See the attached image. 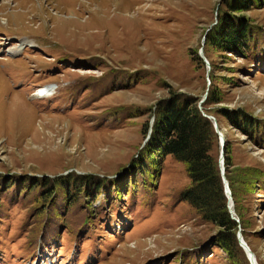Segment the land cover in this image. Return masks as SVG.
Segmentation results:
<instances>
[{
  "label": "rangeland",
  "instance_id": "1",
  "mask_svg": "<svg viewBox=\"0 0 264 264\" xmlns=\"http://www.w3.org/2000/svg\"><path fill=\"white\" fill-rule=\"evenodd\" d=\"M237 1L0 0V37L14 42L0 38V264H231L181 198L185 165L167 156L153 170L142 153L180 97L216 120L225 144L214 127L212 155L241 178L238 231L264 264V0L233 13ZM225 22L247 28L248 54L212 46ZM24 39L35 46L9 56Z\"/></svg>",
  "mask_w": 264,
  "mask_h": 264
},
{
  "label": "trees",
  "instance_id": "2",
  "mask_svg": "<svg viewBox=\"0 0 264 264\" xmlns=\"http://www.w3.org/2000/svg\"><path fill=\"white\" fill-rule=\"evenodd\" d=\"M255 3V0H238L232 12L247 11ZM246 33L247 28L242 25V22L241 24L225 22L212 38V46L248 54L249 40ZM211 98L218 101L215 96ZM206 112L200 110L196 101L183 97L161 106L153 123L150 138L143 144L142 153L148 163L154 162L153 170L158 166L159 160L167 156L185 165L190 186L181 193V198L198 212L205 223L217 229L213 245L226 254L231 264H249L244 251L238 244L239 224L231 218L228 211L221 173L212 155L217 135L211 121L204 117L205 114L208 115ZM221 115L230 126L245 133L255 134L259 131L256 120L245 118L243 114L224 113ZM225 147L226 166L228 167L227 145ZM140 169L143 175L147 174L145 166H140ZM227 169L225 177L235 204L234 211L241 223V216L236 205V193L232 186L241 178L238 180L230 178ZM44 183L46 187L50 185L49 180H44ZM53 183L60 184L61 181ZM252 185L250 182L247 187L252 188ZM241 193L242 195L249 194V190L244 188ZM50 196L51 192L46 194L43 200L45 201ZM43 200L40 198V202ZM91 222L87 216L85 223L91 224Z\"/></svg>",
  "mask_w": 264,
  "mask_h": 264
},
{
  "label": "water",
  "instance_id": "3",
  "mask_svg": "<svg viewBox=\"0 0 264 264\" xmlns=\"http://www.w3.org/2000/svg\"><path fill=\"white\" fill-rule=\"evenodd\" d=\"M200 56L203 57L202 51L200 52ZM204 117H206L208 120L213 122L214 127L216 129V132H217L219 138L221 139L222 144H224L225 143V139H224V136L219 132V130L217 128L216 120L214 118H212V117H207L206 115H204ZM152 123H153V121L151 122V126H152ZM150 134H151V130H149L145 142H147L149 140ZM221 162H223V157H222ZM224 173H225V170L222 167L221 168V175H222V180H223V184H224L225 194H226V197H227V200H228V204H229L228 211H229V213L231 215V218L234 221L237 222V219L235 217V213H234V210H233V202H232L231 192H230V189H229V184H228V182H227V180H226V178L224 176ZM237 240H238L239 246L242 248V250L244 251V253H245L246 257H247L249 264H257V261H256L254 253L250 250V248L248 247V245L244 241L240 231H238V233H237Z\"/></svg>",
  "mask_w": 264,
  "mask_h": 264
},
{
  "label": "bare ground",
  "instance_id": "4",
  "mask_svg": "<svg viewBox=\"0 0 264 264\" xmlns=\"http://www.w3.org/2000/svg\"><path fill=\"white\" fill-rule=\"evenodd\" d=\"M34 47L35 45L28 41V40H22L21 44H19L18 46L11 48L7 51V53L9 55H12L14 53H16L19 50H23L24 47ZM55 90L54 86L49 85V86H45L44 88H40L38 90H36V92L34 94H31V97H35V98H39V97H49L50 94L53 93V91Z\"/></svg>",
  "mask_w": 264,
  "mask_h": 264
}]
</instances>
